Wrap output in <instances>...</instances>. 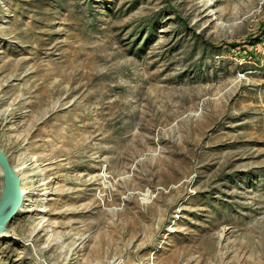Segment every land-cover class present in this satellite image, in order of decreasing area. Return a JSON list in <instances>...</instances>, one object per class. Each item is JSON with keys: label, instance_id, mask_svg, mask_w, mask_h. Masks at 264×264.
Listing matches in <instances>:
<instances>
[{"label": "rangeland", "instance_id": "obj_1", "mask_svg": "<svg viewBox=\"0 0 264 264\" xmlns=\"http://www.w3.org/2000/svg\"><path fill=\"white\" fill-rule=\"evenodd\" d=\"M4 110L0 264H264V0H0Z\"/></svg>", "mask_w": 264, "mask_h": 264}, {"label": "bare ground", "instance_id": "obj_2", "mask_svg": "<svg viewBox=\"0 0 264 264\" xmlns=\"http://www.w3.org/2000/svg\"><path fill=\"white\" fill-rule=\"evenodd\" d=\"M9 115H10V111H8V110L0 111V119L1 118L5 119ZM25 164H26V161L23 160L19 164L20 166H23V167L16 168V167L13 166L15 172L16 173H19V170H22L24 168V166H26ZM34 164L35 163H33V165ZM0 177L3 178V170L1 168H0ZM19 197H21V199H20V203L18 205V212L19 213L23 212L27 216H29V217H35L37 219L35 227H33L31 229V231L28 232L25 235V237L23 236L26 239V241H31V243H32V241L35 239V237L38 236V234L40 232H42V231L45 230V227H43V226L41 227L40 224H43L42 222L45 221L46 216L43 213V211H41V209H38V210L35 211V210H33L31 208L35 204V202H38L39 201L38 199H40V198H39L38 195H36V193H33L31 190L28 191L27 188H26V186L23 187V183H22V187L20 188L19 192H15V191H12L11 192V194L9 196V199L7 201V204H6L5 208L3 209L2 213L0 214V225L2 224V222L6 218V216L11 212L13 206L17 203ZM24 201H28V202H25L24 203ZM40 206L42 207L41 204H40ZM2 234H3V231L0 232V236ZM52 237L55 238L54 239L55 241H60V238L58 239L53 233H52ZM60 244H62V243L60 242ZM51 247L52 246L49 247V244L47 245V249L48 248H51ZM69 252H70V250H68V253ZM38 253L42 254V249L41 248L38 249ZM66 258H67V256H66ZM116 262H117L116 260L115 261L113 260L112 262H109L108 261L107 264H119V262H117V263ZM102 263H104V261H102V260L99 259L95 264H102Z\"/></svg>", "mask_w": 264, "mask_h": 264}, {"label": "water", "instance_id": "obj_3", "mask_svg": "<svg viewBox=\"0 0 264 264\" xmlns=\"http://www.w3.org/2000/svg\"><path fill=\"white\" fill-rule=\"evenodd\" d=\"M0 168L3 170V187L0 191V214L5 208L9 196L12 191L19 192L21 188L20 178L15 172L14 168L10 165L7 157L0 149ZM21 197L18 198L17 203L13 206L11 212L6 216L0 225V232L3 231L6 223L15 215L18 211V205Z\"/></svg>", "mask_w": 264, "mask_h": 264}]
</instances>
